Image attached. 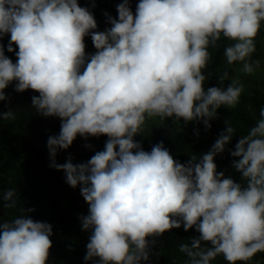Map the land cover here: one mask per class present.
<instances>
[{
  "label": "clouds",
  "instance_id": "1",
  "mask_svg": "<svg viewBox=\"0 0 264 264\" xmlns=\"http://www.w3.org/2000/svg\"><path fill=\"white\" fill-rule=\"evenodd\" d=\"M117 12L118 19L108 15L111 27L93 31L97 20L78 0H0V39L10 33L7 51H15L13 44L19 49L14 63L0 43V101L15 81V91L39 93L31 98L37 113L61 118L59 134L47 140L50 166L63 170L73 188L82 185L89 204L80 218L91 231L84 260L142 264L156 237L181 226L200 233L180 245L188 264H211L219 255L229 264L251 260L264 252V108L231 151L246 184L217 172L214 159L236 133L227 121L211 149L186 163L162 141L149 152L134 137L155 116L201 120L211 128L221 106L240 102V81L205 90L203 70L209 47L223 35L234 41L224 49L227 63L243 62L242 71L254 73L264 0H139L135 13L123 0ZM89 34L98 50L91 55L84 42ZM226 79L227 72L221 83ZM13 117L11 109L0 112V119ZM77 134L109 139L87 162L57 163L58 150L68 149ZM14 195L0 192V206L15 208ZM52 235L50 223L30 215L0 221V264H48Z\"/></svg>",
  "mask_w": 264,
  "mask_h": 264
},
{
  "label": "trees",
  "instance_id": "2",
  "mask_svg": "<svg viewBox=\"0 0 264 264\" xmlns=\"http://www.w3.org/2000/svg\"><path fill=\"white\" fill-rule=\"evenodd\" d=\"M122 2L123 0H78L80 6L88 7L97 20L98 27L93 31H105L111 27L108 15L118 19L117 5ZM138 3L139 0H130L134 13ZM9 40L10 33L4 35L0 43L5 47V54L15 63L18 59L16 51L19 49L13 44L15 51H7ZM84 42L86 54L91 55L98 51L90 34L85 36ZM232 43L234 41L222 35L214 47H209L211 59L203 70L207 76L204 88H224L226 84H231L233 79L238 80L244 85L238 104L231 109L221 106L217 110V116L210 121L211 128H206L201 120L185 122L182 118L177 120L174 117L146 118L143 133L137 134L134 139L149 152L154 145L162 141L175 160L186 163L192 156L199 158L211 149L220 134L226 130L227 121L236 129V133L226 145L225 151L217 154L214 159L217 172H224L225 177L246 184L241 174L233 167V161L240 158L233 157L231 151L235 150L239 139L255 126L260 119L259 112L264 108V21L261 22V29L255 38L256 52L252 59L259 60L260 65L254 73H244L243 62L227 63L224 49ZM225 72L228 73L229 79L221 83L220 76ZM15 84L13 81L5 89L8 99L0 101V112L11 109L14 113L12 119H0V192L13 189V198L17 203L16 207L11 209L0 206V221L30 215L36 221L50 223L53 226V235L50 237L53 246L50 249L48 264H95L97 258L84 260L91 231L82 229L80 219L81 216L89 214V204L81 195L82 185L73 188L66 182L63 170L50 166L47 140L50 136L59 134L61 118L44 117L37 113L31 98L39 93L32 89L17 92ZM108 139L106 134L98 137L89 135L87 138L77 134L68 149L58 150L56 161L63 164L71 158L73 163L87 162L96 152L104 150ZM3 203L5 202L0 201V205ZM28 208L34 211L28 213ZM199 235L195 226L187 231L183 226L166 231L162 236L155 238L156 243L151 248L150 259L142 264H188L189 257L180 251V245H190L192 238ZM211 264L229 262L223 255H219ZM237 264H264V252H258L251 260L238 261Z\"/></svg>",
  "mask_w": 264,
  "mask_h": 264
},
{
  "label": "rangeland",
  "instance_id": "3",
  "mask_svg": "<svg viewBox=\"0 0 264 264\" xmlns=\"http://www.w3.org/2000/svg\"><path fill=\"white\" fill-rule=\"evenodd\" d=\"M241 67V66H240ZM227 86H228V84H226L225 86H224V89H226L227 88Z\"/></svg>",
  "mask_w": 264,
  "mask_h": 264
}]
</instances>
